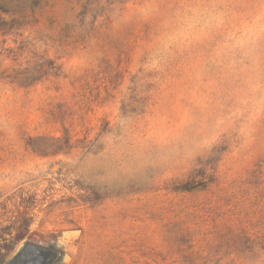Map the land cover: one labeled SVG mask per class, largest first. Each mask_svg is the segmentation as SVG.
Here are the masks:
<instances>
[{"label": "rangeland", "instance_id": "obj_1", "mask_svg": "<svg viewBox=\"0 0 264 264\" xmlns=\"http://www.w3.org/2000/svg\"><path fill=\"white\" fill-rule=\"evenodd\" d=\"M45 1L0 37L61 67L0 80V264H264V0Z\"/></svg>", "mask_w": 264, "mask_h": 264}, {"label": "trees", "instance_id": "obj_2", "mask_svg": "<svg viewBox=\"0 0 264 264\" xmlns=\"http://www.w3.org/2000/svg\"><path fill=\"white\" fill-rule=\"evenodd\" d=\"M0 3V37L14 35L18 38L23 35V30H26V27L30 24L29 22L32 18L30 13L41 9L46 1L0 0ZM88 6L85 4L83 8L84 15L90 12ZM4 16H8L9 19H6ZM28 38L21 41L18 47L8 50L7 57L17 64L18 68L14 67L0 72L1 81L27 88L43 83L51 77H59L61 75V67L56 60L52 59L47 51L39 52L36 44L28 40ZM14 41L18 44L17 39ZM20 59H24L25 61L20 63ZM66 139L70 140L68 133H66ZM61 150L62 147L55 148L56 153L61 152ZM199 181L201 183H196ZM208 184L209 181L201 173H199L198 179L196 174H191L181 191L192 192L194 190L206 189ZM242 235L248 247L253 250L259 248L264 251V233L250 234L244 232Z\"/></svg>", "mask_w": 264, "mask_h": 264}, {"label": "bare ground", "instance_id": "obj_3", "mask_svg": "<svg viewBox=\"0 0 264 264\" xmlns=\"http://www.w3.org/2000/svg\"><path fill=\"white\" fill-rule=\"evenodd\" d=\"M76 233L74 232V234L72 233V232H68V233H66L65 234V236H64V238L63 239H61L57 244H56V248H58L59 249V252H61L62 254H64V256H62V260H63V262H68L70 259H71V256H72V251H74L73 250V248L68 244L70 241H71V239H72V237H73V235H75ZM76 236V235H75ZM62 246H64L65 248H66V250H64L63 248H62ZM28 254L26 253L25 254V256H27ZM32 256V255H31ZM29 257L30 258V260H33V259H35V260H37V258L39 257L38 255H37V257ZM35 256V255H34ZM39 259H40V257H39ZM38 259V260H39ZM33 264H34V262H32Z\"/></svg>", "mask_w": 264, "mask_h": 264}]
</instances>
